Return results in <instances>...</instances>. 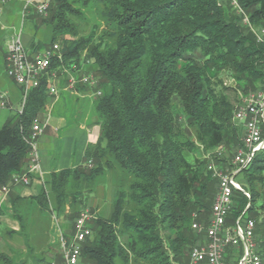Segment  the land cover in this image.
I'll return each mask as SVG.
<instances>
[{
  "label": "trees",
  "instance_id": "obj_1",
  "mask_svg": "<svg viewBox=\"0 0 264 264\" xmlns=\"http://www.w3.org/2000/svg\"><path fill=\"white\" fill-rule=\"evenodd\" d=\"M237 1L255 27H264V0ZM96 5L105 6L101 33L79 36L72 17ZM231 7L219 0H51L48 15L38 14L52 34L49 42L33 41L32 49L71 35L75 38L63 39V62L54 61L52 69L92 63L99 78L98 141L87 146L80 164L53 169L46 178L49 188L35 197L42 209L51 205L63 212L93 193L101 175L113 173L112 210L89 222L93 234L83 242L81 264L189 263L188 248L198 243L192 222L208 219L203 211L211 213L215 197L209 200L214 180L206 160L195 154L200 146L211 151L220 144L241 145L236 106L226 91L238 96V90L264 83V44ZM226 70L236 87H224ZM47 86L45 77L28 92L22 113L0 126V189L28 165L26 136L54 99ZM239 179L250 197L235 191L228 218L233 222L249 206L245 216L257 223L264 264V150ZM22 199L13 198L15 209ZM65 232L69 239L74 230ZM14 263L0 249V264Z\"/></svg>",
  "mask_w": 264,
  "mask_h": 264
},
{
  "label": "built area",
  "instance_id": "obj_2",
  "mask_svg": "<svg viewBox=\"0 0 264 264\" xmlns=\"http://www.w3.org/2000/svg\"><path fill=\"white\" fill-rule=\"evenodd\" d=\"M8 1V0H7ZM220 4H228L241 23L248 26L255 34L259 43L264 44V27H255L249 16L237 0H219ZM25 9L35 6L38 14L46 17L51 0H26ZM64 56L58 42L39 50H27L21 32L15 34L7 44L6 72L17 85L23 89L24 101L17 111L22 113L28 92L40 86L43 78H47V92L54 99L59 96L57 81L68 77V88L75 90L77 84L97 87L99 78L92 74L77 77L65 65L52 69L54 61L63 62ZM75 68L76 65H73ZM60 75V72H65ZM68 71V72H67ZM101 94V90L97 91ZM8 93H0V109L8 106ZM234 119L242 129L241 145L236 147L232 159L226 166L219 167L214 159L207 163V169L218 180V189L214 197L211 213L204 222L196 221L193 229L202 235L203 239L195 244L189 253L188 264H261L262 257L258 248L255 219L243 214L233 222L229 220L234 203L235 191L243 192L250 197L240 182L239 175L250 166L256 155L264 150V83L256 89L243 92L238 90V101L234 111ZM46 123L35 119L26 140L31 146L30 160L24 172L14 174L10 182L4 185L0 192L8 194L10 189L18 184L29 185L32 173L40 170L38 139L43 134ZM219 156L223 153L219 146ZM196 215V214H195ZM95 215L86 209L75 220L74 232L68 239L64 234L60 237L64 249L65 264H81L83 242L91 237L93 231L89 222Z\"/></svg>",
  "mask_w": 264,
  "mask_h": 264
},
{
  "label": "rangeland",
  "instance_id": "obj_3",
  "mask_svg": "<svg viewBox=\"0 0 264 264\" xmlns=\"http://www.w3.org/2000/svg\"><path fill=\"white\" fill-rule=\"evenodd\" d=\"M24 1L0 0V27H3L0 41V43H2V49L7 46L13 35L19 32H21L22 34L23 43L27 50H30L31 46L27 42H24L26 38H29L32 41L44 40L45 42H49L51 39L52 32L49 22L44 20L45 18H42L38 15L35 6H32L31 9H25L26 3ZM103 10H105V6L96 5L94 7L85 9L83 11L84 16L79 18L72 17L78 28L79 36L90 35L92 33L99 35L101 33L104 27V19L102 17L103 14L101 13ZM65 38L74 39L75 37L71 35H65V37L60 36L57 39V42L60 44V46H62ZM91 61L93 62V59ZM66 69H68L70 72H74L73 70H75L76 72L74 73L79 76L81 74L84 75L88 73H92L95 75L92 63H82L80 68L76 65L75 68L72 66V68L68 67ZM3 70L5 69L3 68ZM63 73H66V71L60 72V75H63ZM5 75L7 76V74ZM233 77L234 76H232V74L227 70L221 73L224 87H236V80H234ZM6 87L21 93V101H24L23 89L20 88V86H18L17 83L8 76ZM226 92L228 93L231 100L234 101V104L236 106V103L238 101L237 93L231 89H228ZM174 102L178 107H180L178 99H175ZM72 110H69L70 112L68 113V117H70L73 113H75L74 111H76ZM40 118L44 119L43 116H41ZM180 121L184 122L183 115H181ZM233 121L235 126L240 129L241 127L239 123L235 119ZM1 125L2 124H0V126ZM54 134H56V132H54ZM60 134L62 135L63 131H61ZM219 146L211 151H205V149L200 146V149L196 152L195 157L201 160L205 159L206 163H208V161L211 159H219L221 161L224 159L223 163H218L217 161H215L216 164L219 165V167L223 168L228 164V162L231 161L233 152L238 146H228L226 144H222L224 148L221 156H219L218 153V150L220 148ZM64 148L65 144L63 140L56 141L54 145L50 143V145L48 146L49 151L54 155L52 170L58 167L57 159L60 155H62ZM211 176L214 180V183L213 185H211V194L209 196V200L212 202L213 196L214 194H216L218 189V182L217 178H215L213 174ZM242 178L243 177H241V179ZM115 180V176L111 172H107L104 175H101L98 178V185L93 193L91 192L84 194L85 196L82 197V203L77 202L74 207L71 206V204H67L63 212L54 210L50 205V207L44 210V218L39 220L38 227L32 229L36 230L37 234L32 236L29 240H26L23 237L20 238V240L15 238L14 236L9 238V236L5 234L6 227H4L3 229H1L3 230V232L0 233V244L2 245L0 246V249L6 251L13 257V260L15 262L14 264H21L24 262L28 264H63L62 261H65L63 254L64 249L62 247L60 237L62 236V234H66L65 231L72 232V230H74L75 220L79 217L82 211L89 209L95 215V217L97 216V214L95 213L96 208H94V205H92L93 202L91 203V200H95L96 204H100L101 215L108 216L110 214L113 203L112 191L113 186L116 183ZM126 183L128 182L126 181ZM46 185L49 188V185L47 183ZM19 207L22 212H25L27 210V207L24 204H20ZM208 211H203V213L209 216L210 212ZM23 215H25V213H23ZM196 221L197 220H195L194 218L192 222V229L193 223ZM28 222L30 225L32 222L31 218L28 219ZM34 225L37 226V223ZM195 234H197L196 236H198V238L196 237L197 243L201 239V234H199L198 232ZM25 246H27L28 248H32L33 250L28 251L25 249ZM191 246L192 245H190V247L188 248V251H190ZM53 257L55 258L56 262L54 261ZM119 264H122V262H119Z\"/></svg>",
  "mask_w": 264,
  "mask_h": 264
},
{
  "label": "crops",
  "instance_id": "obj_4",
  "mask_svg": "<svg viewBox=\"0 0 264 264\" xmlns=\"http://www.w3.org/2000/svg\"><path fill=\"white\" fill-rule=\"evenodd\" d=\"M2 31L3 27H0V41ZM24 42H27L31 46L30 50H33V41L31 39L26 38ZM1 45L2 43H0V47ZM6 57L7 46H5L3 49L1 47L0 93L7 92L9 95L8 106L6 108L0 109V124L2 125L11 115L15 114V112L20 109L23 103L21 101V93L6 87L8 76L6 72ZM3 68L5 70H3ZM5 74H7V76ZM72 74L77 77L82 76V74L79 76L74 72H72ZM67 82V76H63L57 81L59 96L56 99H51L49 104L46 106L45 111H43L44 119H40L46 123V128L38 139L40 170L32 173V182H30L31 184L15 185L10 189L8 194L0 192V233L3 232L1 229L6 227L5 234L9 236V238L14 236L17 239L23 237L24 239L29 240L32 236L37 234V231L32 229L37 228L39 220L44 218V209H42L35 197L40 194L43 188L48 189V186L46 185V178L52 171L54 159V155L48 149L50 143L54 145L58 140L64 141V151L57 159L58 167L56 168L57 170H60L80 164L83 160L87 146L89 144L96 143L99 139L98 137H100L101 127L100 124H98V115L95 110L96 108L94 103L96 98L95 95L97 94L96 90L92 86L81 84V82L77 84L79 87H76L75 90H71L68 88ZM81 85L83 86L81 87ZM69 110L76 111H74L75 113L68 117V113L70 112ZM53 131L56 132V134H54ZM61 131H63L62 135L60 134ZM115 193H117L116 183L113 186L112 201H114L116 197ZM16 196L24 198L21 201H17V204L19 203V206L20 204H24L27 207L25 212H22L19 207L18 209H15L16 205L14 206L13 198ZM91 203L94 205V208H96L95 213L97 216L101 215L100 204H96L95 200H91ZM17 213L21 214V218L18 217ZM23 213H25V215H23ZM29 218L32 220L30 225L28 222ZM21 220H23V227L21 225ZM36 223L37 226L34 225ZM0 246L2 245L0 244ZM25 247V249L28 251L33 250L27 246ZM53 259L55 261L54 257ZM63 261L62 263L65 264V261ZM21 264L28 263L24 262Z\"/></svg>",
  "mask_w": 264,
  "mask_h": 264
}]
</instances>
